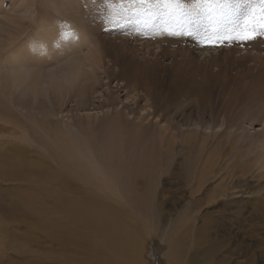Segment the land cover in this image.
I'll return each instance as SVG.
<instances>
[{
	"label": "rangeland",
	"instance_id": "rangeland-1",
	"mask_svg": "<svg viewBox=\"0 0 264 264\" xmlns=\"http://www.w3.org/2000/svg\"><path fill=\"white\" fill-rule=\"evenodd\" d=\"M63 1L1 0L0 49L12 35L8 26L13 24L8 18L14 14L22 27L27 26L28 22L22 20L28 15L34 19L31 28L25 30L29 35L41 20L61 22L62 16L74 23L81 20V32L87 41L78 48L68 49L69 56L64 59L56 53L49 59L43 56L35 61L37 76L34 78L38 90L32 97L33 107L28 111L30 113L27 112L30 116L19 115L15 122L21 128L17 127L14 135L0 133V140L7 144L18 142L25 157L34 163L20 167L21 177H9L0 172L3 223L0 226V264L87 263L90 250L81 238V223L74 222L55 237L47 233L42 216L66 219L57 207L56 199L69 194L73 198H81L84 193L105 196L97 189L104 185L99 186L88 176L94 172L91 162L100 164V159L96 160L97 152L104 142V133L112 126L138 125L143 139L156 138L161 128L173 127L172 130L169 128L176 133L171 147L172 162L166 172L157 175L152 193L154 202L162 204L158 225L167 227L177 220V214L189 200V191L183 194L182 183L175 173L205 134L216 133L215 139L221 141L218 145L221 156L215 162L218 165L221 160L234 158L239 134H252V142L258 145L255 138L262 136L256 134L264 132V124L259 119L252 121L246 117L236 128L228 124L239 114H261L258 107L264 105L261 93L264 91V36L218 46H210L204 39L212 35L214 28L224 31L240 21L256 0H118L121 5L115 17L112 16V0ZM66 6L70 8H64ZM23 34L24 31H18L15 37L22 38ZM26 38L28 35L23 39ZM5 55L2 52L0 60ZM44 57L48 61L43 66ZM76 68L81 70L75 73ZM67 76L71 81L66 82ZM23 91L24 85L12 89L11 99ZM7 117L11 119V116ZM7 126L13 128L12 124ZM194 131H197L196 138H191L194 141L183 143L185 136H193ZM230 131L235 132L231 134ZM62 135L70 140V153L62 146ZM87 138H91L92 143L87 144ZM208 144L211 146L212 143ZM262 149L257 146L255 152L249 154L253 158L251 161L242 156L241 159L247 160L244 164H252L254 158L262 155ZM67 164L73 165L79 175L68 171L64 166ZM40 169L60 170L66 176L65 184L56 176H50L45 183L35 180L30 183L28 178H23L27 174L30 178H39ZM247 175L243 181V201L264 192V174ZM210 176L212 188L219 175L211 173ZM137 184L143 186L145 179H140ZM27 191L38 194L39 200L31 203L33 208L30 210L16 213L12 220L6 219L3 213L14 208L20 200L18 197ZM106 194L105 197L115 202L114 195ZM220 200L223 203L226 197ZM210 206L204 205L196 213L199 218L212 217L214 213ZM214 207L217 209L218 204ZM243 215H248V208ZM195 222L200 224L201 220L197 218ZM256 264H264V259L257 260Z\"/></svg>",
	"mask_w": 264,
	"mask_h": 264
},
{
	"label": "bare ground",
	"instance_id": "bare-ground-1",
	"mask_svg": "<svg viewBox=\"0 0 264 264\" xmlns=\"http://www.w3.org/2000/svg\"><path fill=\"white\" fill-rule=\"evenodd\" d=\"M64 2L69 1L64 0L62 3ZM112 3V16L115 17L121 3L118 0H112ZM1 6L0 0V8ZM27 18L22 20V22H28L24 27H22L23 24L20 25L18 16L15 14L8 18L13 24L8 26L9 31L12 30L10 32L12 35L8 37L9 41H4L1 45L5 47L0 49V54L2 52L6 54V57L0 60V120L2 122L0 133L9 132L14 135L16 128H21L15 122L18 121L19 115L26 118L30 116L27 112L33 107L32 97H35L38 90L37 79L34 78L37 67L35 61L43 56L49 59L56 53L64 59L69 56L68 49L78 48L87 41L86 36L81 32V20L74 23L66 16H62L61 22L41 20L36 24L37 28L35 27L33 34L29 35L25 30L31 28L34 19L29 15ZM2 23L0 19V24ZM16 25L20 26L21 30L17 29ZM18 31L21 33L24 31L22 38L15 37ZM27 35L28 39H23ZM43 59L44 66L48 60H45L46 57ZM80 70L81 68H76L75 73ZM68 78L67 76L66 82L71 79ZM23 85L22 94L11 99L12 89L16 90ZM261 93L264 99V91ZM258 109L261 114L257 115L258 112L249 115L239 114L243 117L238 116L233 121L229 120L231 122L228 123L229 126L236 128L239 122L241 124L246 120V117L252 121L259 119L264 124V105ZM7 116H11V119ZM6 123L12 124L13 128ZM137 127L136 125H116L104 133L102 138L104 142L101 140L103 144L96 158V160L100 159V164L92 161L91 166L94 172L91 176L87 175L91 177L89 180L99 183V186L103 184L102 188L97 187V189L104 192L105 196H107L106 193L114 195L116 203L105 196L82 194L83 190L81 198L69 197L70 194L64 198L61 196L63 199H56L57 207L62 210L66 219L62 217L61 220L52 218L51 220L49 216L43 215L42 220L47 233L57 237V234H61L69 225L80 222L81 238L84 240V246L90 250L86 264H256L257 260L264 259V192L249 196L247 197L249 200L243 201L244 176L264 174V132L256 134L262 136V138L260 136L255 138L258 145L252 142V134L247 132L244 135L239 134L240 138L236 139L238 145L235 146L234 158L227 161L221 160L222 162H218V165L215 162L218 156H221L218 146L221 141L215 139L216 133L205 134L199 146L190 157L185 158L181 168L175 173L182 183L183 194L189 191L187 194L189 200L177 214V220L167 227L163 224L158 225L162 204L154 202L152 193L157 175L166 172L172 162L171 147L176 133L171 132L172 126H166L159 130L156 138L153 136L152 139L149 137L143 139ZM195 132L197 131L193 132V136L186 135L182 142H191ZM234 132L230 131L231 134ZM91 138H87V144L92 143ZM60 139L63 148L70 153L72 150L70 140L64 135L60 136ZM208 142L212 143L211 146ZM256 145L263 147L260 151L262 155L258 159L254 158L255 161L252 164H244L251 159L249 154L255 152ZM242 156L244 159L249 158L244 161L241 159ZM28 164L34 165L25 157L18 142L11 141L7 144V141L0 140V172L2 174L15 178L21 171L20 167ZM64 166L68 167V171L76 170L73 165ZM59 171L40 169L39 173L37 172L39 178H30L28 174L23 175V178L26 180L28 178V182L35 180L45 183L50 176H56L58 181L65 184L66 176ZM211 173L219 175L216 177L217 183L212 188L209 185ZM140 179H145V184L139 187L137 183ZM37 182L33 184L38 185ZM224 197L226 200L222 203L220 199ZM18 198L20 200L16 202V206L3 213L6 219L12 220L14 216H17L16 213L19 215L26 212L25 209L28 211L29 208H33L30 205L39 200V195L27 191ZM208 204L211 205V212L214 214L210 218L205 219L202 216L199 218L196 213ZM217 204L216 209L214 206ZM246 208H248V215L244 216L243 211ZM193 214L195 217L192 216ZM1 218L0 226H3ZM197 218L201 220L200 224H196ZM213 230H215L214 233ZM212 233L214 236L211 237Z\"/></svg>",
	"mask_w": 264,
	"mask_h": 264
},
{
	"label": "snow or ice",
	"instance_id": "snow-or-ice-1",
	"mask_svg": "<svg viewBox=\"0 0 264 264\" xmlns=\"http://www.w3.org/2000/svg\"><path fill=\"white\" fill-rule=\"evenodd\" d=\"M259 36H264V0H256L251 4L242 19L231 27L224 31L214 28L212 35L204 39L210 46H218L224 42L249 41Z\"/></svg>",
	"mask_w": 264,
	"mask_h": 264
}]
</instances>
